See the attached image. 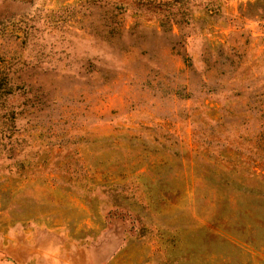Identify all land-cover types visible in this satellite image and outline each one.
<instances>
[{
	"label": "rangeland",
	"instance_id": "374dc122",
	"mask_svg": "<svg viewBox=\"0 0 264 264\" xmlns=\"http://www.w3.org/2000/svg\"><path fill=\"white\" fill-rule=\"evenodd\" d=\"M0 264H264V0H0Z\"/></svg>",
	"mask_w": 264,
	"mask_h": 264
},
{
	"label": "trees",
	"instance_id": "16d2710c",
	"mask_svg": "<svg viewBox=\"0 0 264 264\" xmlns=\"http://www.w3.org/2000/svg\"><path fill=\"white\" fill-rule=\"evenodd\" d=\"M4 87L5 86H4L3 82L0 81V90H2Z\"/></svg>",
	"mask_w": 264,
	"mask_h": 264
}]
</instances>
